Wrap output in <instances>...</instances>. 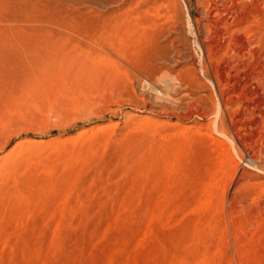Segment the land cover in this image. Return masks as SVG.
Instances as JSON below:
<instances>
[{
    "label": "rangeland",
    "instance_id": "1",
    "mask_svg": "<svg viewBox=\"0 0 264 264\" xmlns=\"http://www.w3.org/2000/svg\"><path fill=\"white\" fill-rule=\"evenodd\" d=\"M0 264H264V0H0Z\"/></svg>",
    "mask_w": 264,
    "mask_h": 264
},
{
    "label": "bare ground",
    "instance_id": "2",
    "mask_svg": "<svg viewBox=\"0 0 264 264\" xmlns=\"http://www.w3.org/2000/svg\"><path fill=\"white\" fill-rule=\"evenodd\" d=\"M249 159H250L251 164L254 165V166H256L257 162L253 159V157H250Z\"/></svg>",
    "mask_w": 264,
    "mask_h": 264
}]
</instances>
